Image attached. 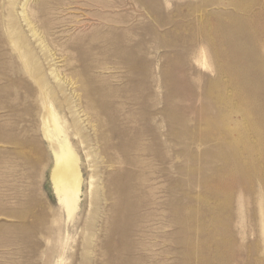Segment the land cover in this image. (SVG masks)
<instances>
[{
    "label": "rangeland",
    "instance_id": "1",
    "mask_svg": "<svg viewBox=\"0 0 264 264\" xmlns=\"http://www.w3.org/2000/svg\"><path fill=\"white\" fill-rule=\"evenodd\" d=\"M0 264H264V0H0Z\"/></svg>",
    "mask_w": 264,
    "mask_h": 264
},
{
    "label": "bare ground",
    "instance_id": "2",
    "mask_svg": "<svg viewBox=\"0 0 264 264\" xmlns=\"http://www.w3.org/2000/svg\"><path fill=\"white\" fill-rule=\"evenodd\" d=\"M69 148V145L65 143L54 152V165L50 179L59 203L68 216H71L78 208L81 177L77 159Z\"/></svg>",
    "mask_w": 264,
    "mask_h": 264
}]
</instances>
